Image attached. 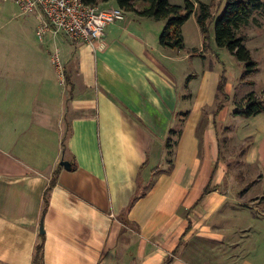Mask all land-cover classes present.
Here are the masks:
<instances>
[{"label":"crops","instance_id":"obj_1","mask_svg":"<svg viewBox=\"0 0 264 264\" xmlns=\"http://www.w3.org/2000/svg\"><path fill=\"white\" fill-rule=\"evenodd\" d=\"M148 22L124 13L93 50L40 40L41 14L0 0V264H32L41 236L42 264H261L235 252L234 212H222L246 207L238 178L264 168V114H235L250 92L231 101L243 65L233 85L195 16L182 51L161 47Z\"/></svg>","mask_w":264,"mask_h":264},{"label":"trees","instance_id":"obj_2","mask_svg":"<svg viewBox=\"0 0 264 264\" xmlns=\"http://www.w3.org/2000/svg\"><path fill=\"white\" fill-rule=\"evenodd\" d=\"M86 6H97L99 3H107L109 0H80ZM116 7L124 13H134L140 18L164 21V28L158 37V44L170 50L182 51L184 49L182 26L191 16H195L205 41L209 34V25L213 28L214 43L217 48L226 50L244 68L243 77H251L257 72V64L252 59L250 51L246 48V36L240 31L247 27L254 13L264 15V0H225L219 16L212 19L211 6L190 0H184L182 6L170 4L168 0H113ZM226 79L221 77L218 90L223 92ZM248 85L253 83L248 82ZM240 110L236 115L250 118L264 114V94L261 96L250 92L239 103L235 104ZM167 156L171 155L172 146L169 142L165 145ZM169 164L170 161L168 162ZM49 190V189H48ZM43 199V213L48 205L47 192ZM209 189L207 188L206 191ZM139 195L135 196V202ZM44 237L41 236L35 247L32 264H42ZM175 254V253H173ZM174 256V255H172ZM172 258L165 264H171Z\"/></svg>","mask_w":264,"mask_h":264},{"label":"rangeland","instance_id":"obj_3","mask_svg":"<svg viewBox=\"0 0 264 264\" xmlns=\"http://www.w3.org/2000/svg\"><path fill=\"white\" fill-rule=\"evenodd\" d=\"M191 2L195 3V6L198 2L206 4L211 6V12H212V19H215L219 16L220 12L222 11L223 5L225 3V0H190ZM175 5L182 6L184 3V0H173ZM24 13V12H22ZM30 13V12H29ZM28 13V14H29ZM27 15V14H26ZM147 19V18H146ZM148 26V29L151 33L156 34L157 36L162 32L164 28V21H155L152 20V22L146 23ZM194 24L193 20L188 22L186 24V27L191 28V25ZM209 34L207 37V40L205 41L203 36V41L205 46L209 43L210 37H211V29L213 31L212 25H209ZM105 30V29H104ZM202 34V33H201ZM240 34L246 36V48L250 51L252 59L257 64V72L252 75L251 77H243V73L241 76V83L243 84H236L235 79L240 75V69L241 65L237 64L238 62L226 51L221 50L220 58L223 62L226 70H227V78L232 82L233 85H237V95L235 98H232L231 101L237 102L238 94L243 95L247 94V92L254 91L258 95L264 94V92H260L262 89H264V15H261L259 13H254L252 15L251 21L248 24L247 27L243 28L240 31ZM62 39L66 40L68 43L69 41L63 37ZM204 46V47H205ZM61 52V49H60ZM59 53V51H58ZM62 53V52H61ZM54 52L52 53V63L53 67L54 65V58H53ZM59 60L61 61L62 68V56L59 53ZM210 65V63H209ZM208 65V66H209ZM188 64L180 63L179 68V78L181 75L187 71L189 67H187ZM213 63L212 72L217 73L219 75V69ZM55 73H62V71L58 68H53ZM202 70L199 72V75L203 71L210 70L209 67L207 68H201ZM53 72V74H55ZM58 75V74H57ZM248 82L253 83V85H248ZM253 88V89H251ZM251 90V91H249ZM242 100V99H241ZM233 102V103H234ZM172 145V140H167ZM166 149V148H165ZM172 150V149H171ZM168 152V150H166ZM168 162H172V151L171 155L167 156ZM167 162V169L171 168V164ZM229 166V172L232 171L233 164H228ZM253 174H257L258 177L255 182L253 181V175L248 176L247 178L250 180L243 181L241 178H238V183L244 186L245 191L239 195V198H241L240 203L242 205L244 204L246 207L242 206H236L233 205L235 210H232L231 205H228L227 208H223L222 212L226 213V209L230 212H234V217L232 220L229 221L228 225L226 226L225 230L227 234L229 235V239L234 240L235 243L238 244V246L235 247V252L238 255L241 256H247L252 255L257 256L258 261L261 264H264V168L258 167L257 171L253 172ZM134 231V230H133ZM172 258L173 261L171 264L174 263L175 255L174 256H167L163 260V264H165L166 260ZM138 260L135 259L133 261V264H138Z\"/></svg>","mask_w":264,"mask_h":264},{"label":"built area","instance_id":"obj_4","mask_svg":"<svg viewBox=\"0 0 264 264\" xmlns=\"http://www.w3.org/2000/svg\"><path fill=\"white\" fill-rule=\"evenodd\" d=\"M24 13L38 11L42 24L37 30L41 40L46 33L63 37L73 43H83L93 50L104 36V29L124 20V12L117 7L101 9L86 6L80 0H14ZM58 51L54 52V65L62 71Z\"/></svg>","mask_w":264,"mask_h":264},{"label":"water","instance_id":"obj_5","mask_svg":"<svg viewBox=\"0 0 264 264\" xmlns=\"http://www.w3.org/2000/svg\"><path fill=\"white\" fill-rule=\"evenodd\" d=\"M64 166H65V168H66V164H63ZM39 233L40 234H43V227H42V224H40V228H39Z\"/></svg>","mask_w":264,"mask_h":264}]
</instances>
